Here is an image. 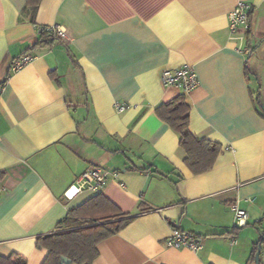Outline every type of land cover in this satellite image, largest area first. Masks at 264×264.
<instances>
[{
  "label": "crops",
  "instance_id": "1",
  "mask_svg": "<svg viewBox=\"0 0 264 264\" xmlns=\"http://www.w3.org/2000/svg\"><path fill=\"white\" fill-rule=\"evenodd\" d=\"M26 1L0 0V254L42 264L37 238L102 192L133 218L93 264H247L264 227V0H41L34 17ZM240 1L252 6L248 61L229 31ZM41 26L63 29V42L29 49ZM185 64L196 87L164 88L161 72ZM179 95L191 132L223 146L202 173L156 112ZM91 168L106 185L66 196ZM235 203L247 222L213 236L237 226ZM175 228L203 247L166 245Z\"/></svg>",
  "mask_w": 264,
  "mask_h": 264
},
{
  "label": "trees",
  "instance_id": "2",
  "mask_svg": "<svg viewBox=\"0 0 264 264\" xmlns=\"http://www.w3.org/2000/svg\"><path fill=\"white\" fill-rule=\"evenodd\" d=\"M41 0H27L26 9L32 17L36 14ZM40 39L32 44L29 49L37 47H51L63 40L57 33L47 26H41ZM251 26L246 33L247 44ZM247 61L250 59L252 49L250 45ZM9 76V75H8ZM0 83V87L4 85ZM160 118L165 120L180 135V146L185 151L184 161L195 174L205 172L213 167L218 155L222 152L221 143L209 139H200L194 135L189 127L190 105L184 95L160 104L156 108ZM264 115V114H263ZM129 213L121 211L102 192L97 193L81 205L72 208L66 217L57 225L55 232L40 235L37 238V246L46 248L48 254L42 264H62L61 259L66 256L72 260V264H93L99 255L98 244L118 232L133 217ZM241 226L224 230L213 234L235 237ZM260 237L253 245L247 264H256L255 255L264 246V227L259 228ZM261 253V252H260ZM261 262V258H260ZM0 264H27V259L18 253L9 256L0 254Z\"/></svg>",
  "mask_w": 264,
  "mask_h": 264
},
{
  "label": "built area",
  "instance_id": "3",
  "mask_svg": "<svg viewBox=\"0 0 264 264\" xmlns=\"http://www.w3.org/2000/svg\"><path fill=\"white\" fill-rule=\"evenodd\" d=\"M252 6L240 1L229 14V31L230 38L238 40L239 46L246 54H249L250 48L243 44L246 41V36L242 30L248 31L251 26ZM55 31L60 37L64 30L60 27H49ZM33 59L30 53H25L15 59L11 65L12 71H18ZM161 84L164 88L171 86L178 87L184 94L191 92L197 85V73L193 65L185 64L176 69H164L160 75ZM125 105L118 106L119 110L125 109ZM107 183L106 174L99 168H91L82 173L74 184H72L65 192L66 196L73 197L84 189H100ZM237 226H242L247 222L248 212L242 209L238 203L232 205ZM166 245L171 247H183L193 251H199L203 247L202 238L185 230L178 228L173 229L172 234L165 241Z\"/></svg>",
  "mask_w": 264,
  "mask_h": 264
},
{
  "label": "water",
  "instance_id": "4",
  "mask_svg": "<svg viewBox=\"0 0 264 264\" xmlns=\"http://www.w3.org/2000/svg\"><path fill=\"white\" fill-rule=\"evenodd\" d=\"M260 252H261V246L259 245V249L258 251L256 252V255H255V262L256 264H261L260 262ZM61 263L62 264H72V260L66 256H63L62 259H61Z\"/></svg>",
  "mask_w": 264,
  "mask_h": 264
}]
</instances>
